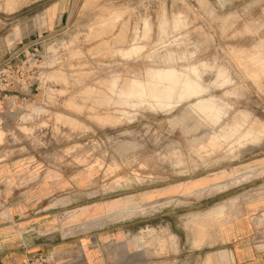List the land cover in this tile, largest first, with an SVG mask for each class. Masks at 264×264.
Masks as SVG:
<instances>
[{
  "label": "rangeland",
  "instance_id": "obj_1",
  "mask_svg": "<svg viewBox=\"0 0 264 264\" xmlns=\"http://www.w3.org/2000/svg\"><path fill=\"white\" fill-rule=\"evenodd\" d=\"M0 54L1 219L20 203L57 224L12 244L231 264L221 229L242 222L239 252L264 259V0H0Z\"/></svg>",
  "mask_w": 264,
  "mask_h": 264
},
{
  "label": "crops",
  "instance_id": "obj_2",
  "mask_svg": "<svg viewBox=\"0 0 264 264\" xmlns=\"http://www.w3.org/2000/svg\"><path fill=\"white\" fill-rule=\"evenodd\" d=\"M2 56L0 54V60ZM30 210L23 208L19 203L11 210L14 222L3 221L0 216V240L6 247L5 249L0 247V264H21L33 256H46L47 260L43 264H151L149 251L145 250L144 246L135 245L129 239L86 242L81 237L64 239L62 236L55 239L35 236L24 246L21 243L12 244L15 230L26 227L31 222H38L35 223L37 229L43 231L44 228L46 234L56 231L54 225L56 227L57 224H49L50 215L34 220ZM44 219L46 223L41 222ZM241 223L229 224L221 229V237L229 246L221 251L224 252V259H229L231 264H264V259L259 256L246 258L239 252L237 243L244 233Z\"/></svg>",
  "mask_w": 264,
  "mask_h": 264
},
{
  "label": "bare ground",
  "instance_id": "obj_3",
  "mask_svg": "<svg viewBox=\"0 0 264 264\" xmlns=\"http://www.w3.org/2000/svg\"><path fill=\"white\" fill-rule=\"evenodd\" d=\"M172 78H174V77H172V76L168 77V79H172ZM161 81L163 82V80H161ZM174 83H176V82L174 81ZM128 86L130 89V93H133L132 95H134L136 97H140L139 95H141V93L144 91V87L141 85V83L138 80H130ZM199 89H200L199 84L194 83L192 81H188L184 84V87L182 88L180 94L184 97V99H186V98L188 99L191 96L197 95V93L199 92ZM158 90H159V88H158ZM170 93H171V88L165 89V87L163 86L160 88L159 92L153 93L152 95L155 97L163 98V97H166L167 95L169 96ZM207 101H208V99H202V100H199L198 102L192 103V105L194 104L193 109L196 110L197 112L201 113L203 116H205V118H208V117L205 114V109L203 106H204V104H206Z\"/></svg>",
  "mask_w": 264,
  "mask_h": 264
},
{
  "label": "built area",
  "instance_id": "obj_4",
  "mask_svg": "<svg viewBox=\"0 0 264 264\" xmlns=\"http://www.w3.org/2000/svg\"><path fill=\"white\" fill-rule=\"evenodd\" d=\"M47 260L46 256H33L24 260L21 264H43Z\"/></svg>",
  "mask_w": 264,
  "mask_h": 264
}]
</instances>
